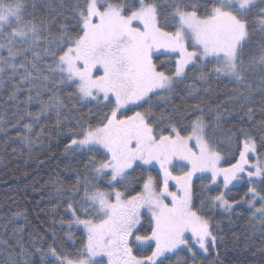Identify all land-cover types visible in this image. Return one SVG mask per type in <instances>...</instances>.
<instances>
[{
    "label": "snow or ice",
    "instance_id": "obj_1",
    "mask_svg": "<svg viewBox=\"0 0 264 264\" xmlns=\"http://www.w3.org/2000/svg\"><path fill=\"white\" fill-rule=\"evenodd\" d=\"M212 81L235 85L231 108L203 99ZM6 86L12 126L30 120L18 133L29 150L54 114L83 160L71 185L56 182L52 209L72 243L53 232L40 264H203L223 243L215 210L246 204L264 226V0H0ZM233 109L247 127L223 128ZM22 231L18 253L0 237L5 264L30 255Z\"/></svg>",
    "mask_w": 264,
    "mask_h": 264
},
{
    "label": "trees",
    "instance_id": "obj_2",
    "mask_svg": "<svg viewBox=\"0 0 264 264\" xmlns=\"http://www.w3.org/2000/svg\"><path fill=\"white\" fill-rule=\"evenodd\" d=\"M58 2L59 0H53L54 4ZM66 16L70 19L68 9L64 10L63 16L57 15L56 19L63 21ZM233 87L235 85L231 83L212 81V91L203 94V99L213 107L219 104L231 108L235 102L229 101L228 98ZM10 90L7 86L0 88V117L5 121L0 125V237L7 239L9 244L16 248L13 243V229L23 228L17 236L30 255H17V260L20 264L25 260L30 264H40V254L35 248H47L48 244L52 243L53 232L59 243H64L65 246L72 243L65 240L64 231L57 222L63 215V209H59L58 213H53L52 209L58 202L56 182L71 185L76 179V170H82L83 160L78 155L73 156L65 152V144L69 141L64 135L56 133L54 114L48 119H42L40 125L34 126L31 133L33 137L40 132L41 126H46L47 130L43 144H37L29 150L18 138V133L24 132L22 125L30 120L26 118L19 126L13 127L17 120V116L13 115L16 109L10 103L3 104ZM44 98H47V94ZM260 99L259 93H256L255 103L251 105L254 109L259 106ZM192 102L194 101L189 100V103ZM37 109L38 105L35 104L29 108L30 111ZM83 111L86 112L87 109ZM241 116L243 113L238 109H233L231 115L225 114L222 120L223 128L235 130L241 126L247 127V123L241 124ZM255 118H260L259 112ZM244 120L247 121V117H244ZM153 174L155 175V172ZM199 183L197 181V184ZM244 191L245 189L238 187L233 189L231 195L239 200ZM17 211H22L24 215L15 216ZM217 221L220 222L221 228L218 235L222 237L223 243L218 244L214 251L210 250L206 256L200 257L203 264H217V252L222 264H264V251H261L264 249V226L251 218L246 204L237 206L233 213L215 210L213 222ZM4 225H7V228ZM74 236L78 244L80 233L76 232ZM38 237H43V240ZM10 251L11 249L0 247V264H5ZM16 252H19V248H16Z\"/></svg>",
    "mask_w": 264,
    "mask_h": 264
},
{
    "label": "rangeland",
    "instance_id": "obj_3",
    "mask_svg": "<svg viewBox=\"0 0 264 264\" xmlns=\"http://www.w3.org/2000/svg\"><path fill=\"white\" fill-rule=\"evenodd\" d=\"M221 212H223L222 210H220ZM224 213V212H223ZM203 256V255H202Z\"/></svg>",
    "mask_w": 264,
    "mask_h": 264
}]
</instances>
